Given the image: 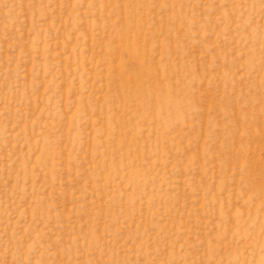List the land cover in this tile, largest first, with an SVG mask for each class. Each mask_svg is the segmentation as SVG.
<instances>
[{"label": "rangeland", "instance_id": "1", "mask_svg": "<svg viewBox=\"0 0 264 264\" xmlns=\"http://www.w3.org/2000/svg\"><path fill=\"white\" fill-rule=\"evenodd\" d=\"M0 264H264V0H0Z\"/></svg>", "mask_w": 264, "mask_h": 264}]
</instances>
